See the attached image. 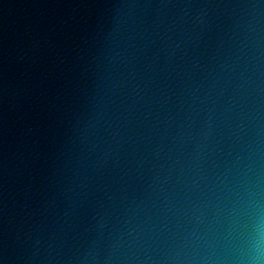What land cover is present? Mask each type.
<instances>
[{
    "label": "water",
    "instance_id": "95a60500",
    "mask_svg": "<svg viewBox=\"0 0 264 264\" xmlns=\"http://www.w3.org/2000/svg\"><path fill=\"white\" fill-rule=\"evenodd\" d=\"M254 104L264 0H0V264H166Z\"/></svg>",
    "mask_w": 264,
    "mask_h": 264
},
{
    "label": "clouds",
    "instance_id": "9594fccd",
    "mask_svg": "<svg viewBox=\"0 0 264 264\" xmlns=\"http://www.w3.org/2000/svg\"><path fill=\"white\" fill-rule=\"evenodd\" d=\"M252 44L257 48L258 38ZM215 189L222 212L207 224L197 220L199 226L168 249L166 264H264V113L258 104L233 134Z\"/></svg>",
    "mask_w": 264,
    "mask_h": 264
}]
</instances>
